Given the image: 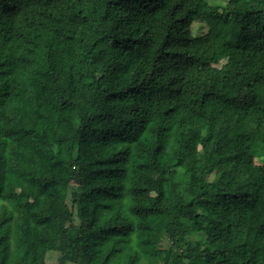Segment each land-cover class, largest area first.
Here are the masks:
<instances>
[{
	"label": "trees",
	"instance_id": "1",
	"mask_svg": "<svg viewBox=\"0 0 264 264\" xmlns=\"http://www.w3.org/2000/svg\"><path fill=\"white\" fill-rule=\"evenodd\" d=\"M55 253L264 264V0H0V264Z\"/></svg>",
	"mask_w": 264,
	"mask_h": 264
},
{
	"label": "rangeland",
	"instance_id": "2",
	"mask_svg": "<svg viewBox=\"0 0 264 264\" xmlns=\"http://www.w3.org/2000/svg\"><path fill=\"white\" fill-rule=\"evenodd\" d=\"M93 38V37H92ZM91 38V39H92ZM195 54L197 55V57L201 60V61H206V62H210V63H212V64H216V65H220L221 64V62L220 61H218V55H217V53H213V52H211V51H209V50H207V49H205V48H202V47H198L196 50H195ZM218 61V62H217ZM81 176V175H80ZM81 178V177H80ZM198 178V175H196L195 176V178H194V180H196ZM79 181H81V179H79V178H77L76 180H75V182H79ZM166 192H167V195L172 199V200H175V193H174V191H173V187L170 185V184H168V185H166ZM74 201H75V199H74ZM69 203H70V201H69ZM70 205H71V203H70ZM82 205V203H81V200H78V199H76V202H75V206L76 207H79V206H81ZM74 207V206H73ZM75 208V207H74ZM49 258V260H48V262L50 263V264H57V254L55 253V254H52L51 256H49L48 257Z\"/></svg>",
	"mask_w": 264,
	"mask_h": 264
}]
</instances>
